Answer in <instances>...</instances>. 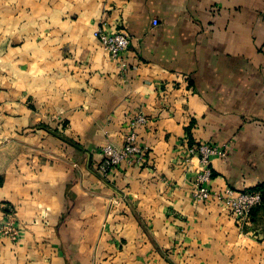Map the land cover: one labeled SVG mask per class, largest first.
<instances>
[{"label":"crops","instance_id":"obj_1","mask_svg":"<svg viewBox=\"0 0 264 264\" xmlns=\"http://www.w3.org/2000/svg\"><path fill=\"white\" fill-rule=\"evenodd\" d=\"M139 113L144 162L100 175ZM200 143L213 187L264 184V0H0V264H264V203L192 199Z\"/></svg>","mask_w":264,"mask_h":264},{"label":"built area","instance_id":"obj_2","mask_svg":"<svg viewBox=\"0 0 264 264\" xmlns=\"http://www.w3.org/2000/svg\"><path fill=\"white\" fill-rule=\"evenodd\" d=\"M97 35L104 50L116 60H119L130 44V36L124 29L108 31L101 27L98 29ZM182 78L186 80L185 76ZM146 122L147 118L143 113L137 114L130 121L131 130L126 135L123 147L118 148L110 143L102 147V159L96 165L100 175L107 176L123 163L142 164L144 162L146 148L138 144L135 127ZM228 151L229 145L226 143L223 145L186 144L184 165L186 168H190L193 159H197L191 190L192 199L196 203H215L226 207L242 228L249 223L253 209L262 205L263 198L262 193L258 190L239 191L230 187L212 186V161L215 158L227 157ZM14 212V209L9 207L6 218L0 221V238L16 239L18 236L19 230L16 226Z\"/></svg>","mask_w":264,"mask_h":264},{"label":"trees","instance_id":"obj_3","mask_svg":"<svg viewBox=\"0 0 264 264\" xmlns=\"http://www.w3.org/2000/svg\"><path fill=\"white\" fill-rule=\"evenodd\" d=\"M255 190H258V191H260L262 193V198H263V203H264V184H262L261 186H259Z\"/></svg>","mask_w":264,"mask_h":264}]
</instances>
